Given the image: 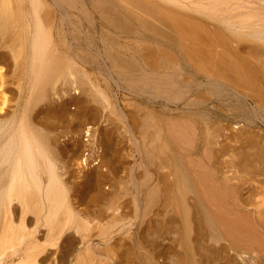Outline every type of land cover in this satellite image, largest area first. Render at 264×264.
I'll return each instance as SVG.
<instances>
[{
    "label": "bare ground",
    "instance_id": "bare-ground-1",
    "mask_svg": "<svg viewBox=\"0 0 264 264\" xmlns=\"http://www.w3.org/2000/svg\"><path fill=\"white\" fill-rule=\"evenodd\" d=\"M187 69L264 106V0H0V264H264V127Z\"/></svg>",
    "mask_w": 264,
    "mask_h": 264
},
{
    "label": "rangeland",
    "instance_id": "rangeland-1",
    "mask_svg": "<svg viewBox=\"0 0 264 264\" xmlns=\"http://www.w3.org/2000/svg\"><path fill=\"white\" fill-rule=\"evenodd\" d=\"M171 47V46H170ZM170 47H168L169 49H171ZM228 48L230 49V48H232V46H228ZM174 50V49H173ZM90 54V53H89ZM90 58H89V60H91L92 62L95 60V58L91 55V56H89ZM94 58V59H93ZM182 59H184V57L181 55V60ZM91 61H90V63H91ZM91 67V68H90ZM89 68V69H88ZM88 68H87V77H88V80H86L87 81V84L89 85V83H92V84H94V85H96V86H100L101 85V83H103V80H102V74H99V72L98 71H94V69H93V67L89 64L88 65ZM91 69V70H90ZM185 69H186V67H185ZM188 70V69H187ZM186 70V72H185V70H182L181 71V74H183V75H181V78H183V80H184V83L186 84H188V85H190V87H191V91L192 92H195V91H199V92H203L204 93V95H209V94H211V93H216V96L215 97H213L212 98V100H211V102H209V103H206V105H203V106H201L202 108H206V107H208V108H211V106L212 105H215V106H217V108L218 107H223V108H226V109H228V115H229V117H227V120H229L230 122H236L237 120H238V118L236 117V116H233V114H234V110L233 109H231L232 107H234V106H238L239 108H241L242 107V109L243 110H245V112H248L251 116H249L248 117V119H249V122L250 123H252L251 124V126H252V128H254V129H258V128H262V127H264V106H259V107H251V105H249L248 103H240V101L238 102V100L236 99V96H235V93H233L231 90H229V91H227L226 89H224V88H218V87H212V86H207L206 87V85H201V82H202V77L201 76H199V75H197V74H195V73H193L191 70H188L187 71ZM98 72V73H97ZM191 72V73H190ZM190 75V76H187V75ZM194 74V75H193ZM197 76V78H195V77ZM199 77V78H198ZM186 78V79H185ZM188 78H190V80L188 79ZM197 81H196V80ZM198 79H201V80H198ZM193 81V82H192ZM199 81V82H198ZM97 82V83H96ZM190 82H191V84H190ZM198 83H200V84H198ZM195 84L197 85V87H195ZM194 86V87H193ZM205 86V87H204ZM93 94H97V93H93ZM194 94V93H193ZM191 95V94H190ZM112 98V97H111ZM108 99L107 100V103H109V105H110V107L108 106V109L109 110H111L112 112H114L116 115H117V113L119 112L118 111V107L116 106V102L114 101V99L112 98V99ZM221 98H223V99H221ZM230 100V101H229ZM233 102H232V101ZM114 102V103H113ZM233 103V104H232ZM236 103V104H235ZM208 104V105H207ZM114 105V106H113ZM245 105V106H244ZM139 108H141V109H144V110H146L147 112H153V114H154V116L157 118V119H160V120H162V121H171V120H177L180 116H179V114H177V113H170V112H162L161 110H159L158 108H154V107H152V106H150V105H147L146 107L145 106H142V107H139ZM137 109H138V107H137ZM140 109V110H141ZM152 110V111H151ZM247 110V111H246ZM155 111V112H154ZM213 111H216L217 112V110L216 109H214ZM255 112V113H254ZM159 115H158V114ZM218 113V112H217ZM167 114H168V116H167ZM182 115H184V116H182L181 115V122H182V120L183 121H185V122H187V124H195V125H197V126H201L202 124L200 123V120H196V119H194L193 117H191V116H187L186 114H184V113H181ZM256 114V115H255ZM115 115V116H116ZM254 115V116H253ZM159 116V117H158ZM165 116V117H164ZM253 116V117H252ZM161 117V118H160ZM177 117V118H176ZM237 119V120H236ZM234 120V121H233ZM241 120H243V121H245L244 119H241ZM176 145V148L180 151L181 150V155L183 154V151L185 150V151H187L188 150V148H186V147H190V146H193L194 145V143H193V145H186V146H184L182 143H181V149H179V147H178V145L177 144H175ZM194 148H193V150L195 149V145L193 146ZM192 149V148H191ZM183 155H185V154H183ZM188 156V155H187ZM186 155L185 156H183V157H187Z\"/></svg>",
    "mask_w": 264,
    "mask_h": 264
}]
</instances>
